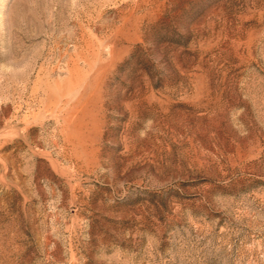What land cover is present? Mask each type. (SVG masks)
<instances>
[{
	"label": "rangeland",
	"instance_id": "374dc122",
	"mask_svg": "<svg viewBox=\"0 0 264 264\" xmlns=\"http://www.w3.org/2000/svg\"><path fill=\"white\" fill-rule=\"evenodd\" d=\"M0 264H264V0H0Z\"/></svg>",
	"mask_w": 264,
	"mask_h": 264
}]
</instances>
